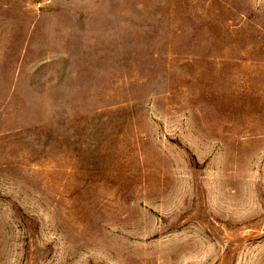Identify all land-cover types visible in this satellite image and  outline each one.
<instances>
[{
    "label": "rangeland",
    "instance_id": "374dc122",
    "mask_svg": "<svg viewBox=\"0 0 264 264\" xmlns=\"http://www.w3.org/2000/svg\"><path fill=\"white\" fill-rule=\"evenodd\" d=\"M0 264H264V0H0Z\"/></svg>",
    "mask_w": 264,
    "mask_h": 264
}]
</instances>
